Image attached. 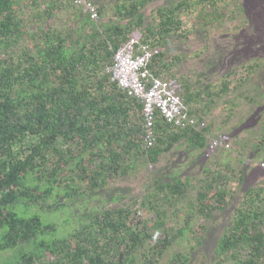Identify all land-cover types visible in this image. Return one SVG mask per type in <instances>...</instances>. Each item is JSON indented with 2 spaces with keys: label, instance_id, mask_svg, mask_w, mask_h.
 <instances>
[{
  "label": "trees",
  "instance_id": "16d2710c",
  "mask_svg": "<svg viewBox=\"0 0 264 264\" xmlns=\"http://www.w3.org/2000/svg\"><path fill=\"white\" fill-rule=\"evenodd\" d=\"M89 1L98 5L99 20L74 0H0V263L153 264L197 219L207 234L233 206L214 258L192 255L201 238L191 253L178 252L168 264H264V178L245 191L242 172L210 163L194 183L180 172L165 177L183 144L204 152L211 127L180 128L157 110L156 144L146 149L142 102L106 71L139 31L141 44L159 50L152 74L179 80L190 114L205 121L216 100L230 92L227 80L207 82L211 67L236 63L248 44L225 47L227 57L214 54L201 72L189 74L176 71L183 58L169 57L168 45L185 36L189 21L207 40L224 33L233 18L226 9L242 11L243 1L168 0L150 17L144 10L155 0ZM248 21L237 31L249 28ZM261 46L257 40L249 45L254 51ZM262 62L250 64L245 78ZM246 91L239 96L263 103L264 94ZM261 132L255 151L264 150V126ZM251 135L243 129L236 139L243 143ZM234 152L241 160L242 151ZM198 156L190 161L195 174ZM101 191L108 194L105 202L119 205L84 210ZM143 209L146 218L138 217ZM183 210L186 227H170L171 215Z\"/></svg>",
  "mask_w": 264,
  "mask_h": 264
},
{
  "label": "rangeland",
  "instance_id": "374dc122",
  "mask_svg": "<svg viewBox=\"0 0 264 264\" xmlns=\"http://www.w3.org/2000/svg\"><path fill=\"white\" fill-rule=\"evenodd\" d=\"M167 1L168 0H155L150 3L144 10L146 17H150L157 7L165 4ZM242 1V11L234 6H228L226 9L227 15H232L233 18L227 19L224 23V33L216 31L214 36L212 35L210 40H207L201 35L198 28L195 27L194 22L189 21L183 26V32H187L185 36L174 37L170 41L167 51L169 57L180 56L183 58L176 71L182 74H189L192 72H201L209 57L210 60L212 57L215 59L216 55H219L220 58L227 57L228 54L226 49L228 46L237 47V42L240 40L248 44L242 59H238V61L232 65H223L214 70H210V78L207 82L220 84L222 81L227 80L230 83V92L227 95H224L220 100L217 99L211 114L204 117L207 127H211L212 129L204 152L199 153V151L194 149L188 151V147L183 144L182 149L178 150L176 153L177 157H175L176 155L173 156L174 163H178V161H187V156H179L180 154L190 155L189 161L200 155L198 157L201 168L197 174L193 173L195 172V166L191 167L189 170L183 167L180 172L184 178L189 177L193 183L195 179L199 178V175L203 173V167L207 166V164H212L213 168H216L219 165H229L236 174L239 175L240 172L243 173L244 190L246 191L247 189L254 187L260 179L264 178V150L262 151L259 149L255 151V149H252L253 146L259 142L262 135L261 126H264V99L262 104L252 105L245 97L239 96V92L246 90L252 95H254L256 91L264 94V0ZM111 17L112 16L110 15V17H106L102 21H107L108 18ZM244 20H249L247 25L251 23V26L249 28L244 27L241 31H237L236 27ZM251 30L254 31V38L249 35ZM134 33L140 35L139 31ZM255 39L262 43V46L256 51L249 47V45H252L254 41H256ZM208 41L210 42V46L208 45ZM215 42L218 45V48H216V46L214 47L213 43ZM257 60L263 61L262 69H258L255 72L254 70L251 71L249 74V80L246 79L247 67L250 64H254ZM242 80H245L246 83H242L241 87L238 88V90H235L236 86H240ZM180 85L182 88L181 83ZM248 91H246L245 94L248 95ZM261 98H264V95H262ZM243 129H249L252 132V135L246 142L242 143L238 142L236 135ZM222 135L230 137L229 143L224 145L225 148L222 147L223 149H217L215 152L207 153L210 143L217 140ZM235 150L242 151L243 156L241 160L237 156L238 153L234 152ZM215 153L219 155L217 158L212 159ZM150 168L155 170L154 167ZM170 174L171 173L167 170L165 177ZM107 195L108 194L104 191L99 192L96 195V199L92 200L84 210L87 209V211H90L93 207L102 205L103 203L111 205L113 203L111 200L108 202L103 200V198L108 197ZM113 205H119V203L115 202ZM233 213L234 207H227L223 214L216 217L221 220V223L218 226L209 229L207 234L202 230L200 227V220L197 219L196 224L191 229L186 230V236L180 238L179 242L175 243L169 251L162 256V258H155L153 264H168L169 259L178 252L191 253L193 247L198 245V241H201V238V245L198 246L197 252L194 251L192 255L195 256V254L198 255L204 253L208 258H214V250L216 248L217 240L224 233ZM148 214L149 213L143 209L138 213V217L144 215L146 218ZM51 216L53 217V215ZM184 216H186L184 210L176 212L169 218L168 225L180 229L185 228ZM54 217L56 216L54 215ZM49 219L52 218L50 217ZM204 234L205 236L203 237ZM135 264L143 263L138 260Z\"/></svg>",
  "mask_w": 264,
  "mask_h": 264
},
{
  "label": "built area",
  "instance_id": "2783aa9c",
  "mask_svg": "<svg viewBox=\"0 0 264 264\" xmlns=\"http://www.w3.org/2000/svg\"><path fill=\"white\" fill-rule=\"evenodd\" d=\"M74 2L88 12L92 19L99 20V7L95 2L89 0H74ZM158 52L156 48L141 44L140 35L133 33L131 39L115 53L114 64L106 69L111 74L112 81L116 82L120 89L143 104V145L146 149L156 144L154 124L157 110L169 123L180 128L192 127L200 131L207 125L205 121L200 122L190 114L177 79H161L152 74L149 66L152 57ZM229 141V136H220L210 143L207 153L215 152Z\"/></svg>",
  "mask_w": 264,
  "mask_h": 264
},
{
  "label": "crops",
  "instance_id": "0c3cea01",
  "mask_svg": "<svg viewBox=\"0 0 264 264\" xmlns=\"http://www.w3.org/2000/svg\"><path fill=\"white\" fill-rule=\"evenodd\" d=\"M181 151H183V150H181ZM194 151V150H193ZM179 156H183V157H186L187 158V161H178V163H173V166H172V168H169L168 169V171H169V173H177V172H181V169L184 167V168H186V169H191V165H190V155H188V154H186V155H179ZM185 158V159H186ZM178 159H179V157H178ZM199 163V162H198Z\"/></svg>",
  "mask_w": 264,
  "mask_h": 264
},
{
  "label": "flooded vegetation",
  "instance_id": "af4514ba",
  "mask_svg": "<svg viewBox=\"0 0 264 264\" xmlns=\"http://www.w3.org/2000/svg\"><path fill=\"white\" fill-rule=\"evenodd\" d=\"M214 66H215V65H214ZM214 66H212V67H211V69H213V70H214V69L216 68V67H214Z\"/></svg>",
  "mask_w": 264,
  "mask_h": 264
}]
</instances>
